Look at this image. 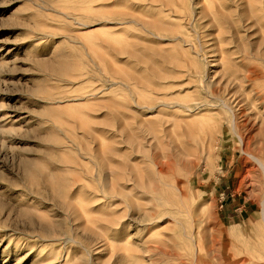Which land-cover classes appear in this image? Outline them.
Segmentation results:
<instances>
[{"label":"rangeland","instance_id":"1","mask_svg":"<svg viewBox=\"0 0 264 264\" xmlns=\"http://www.w3.org/2000/svg\"><path fill=\"white\" fill-rule=\"evenodd\" d=\"M219 3L0 0V264H264V18Z\"/></svg>","mask_w":264,"mask_h":264},{"label":"bare ground","instance_id":"2","mask_svg":"<svg viewBox=\"0 0 264 264\" xmlns=\"http://www.w3.org/2000/svg\"><path fill=\"white\" fill-rule=\"evenodd\" d=\"M207 1H209L210 3H213V0H207ZM229 1L231 2L229 4V6L226 5L225 3H219L218 7L220 10H218V8H217V13L214 16V18H217V15H219V14H220V16L224 17L222 20V24L226 25L224 28V30H225L224 32L226 34H231L232 37H230V38L235 40V41L241 40L239 37V34H238L239 29L244 30V31L250 30L254 26H257L259 24V18L260 19L264 18L263 16L261 17L259 15V13L263 12L261 9H259L261 7L259 4H260V1H262V0H260V1L259 0H229ZM232 9H234V10L232 11ZM224 11H226V12H224ZM227 12L229 14H227ZM217 61H215V62H217ZM212 66H216V64H213ZM258 74L259 73L256 70H252L251 75L249 76V79L253 80V79L257 78L258 76H260ZM193 75L196 77L198 75V72H194ZM231 77H233V75L229 74V78H231ZM229 95L230 94H228V96ZM209 96L211 97L213 95L209 94ZM226 97L227 96H225V97L213 96V98H215L218 101V103L215 104V106L216 107H222L223 110H228L232 114V118H231V120H229V122H230L231 126H235V124H236V122H235L236 113L234 111V105H235L236 99H235V96L233 94L230 97H227L228 99ZM186 99L190 102V104H188V102H186V101H184V102H186V104H182L180 101L174 100V102H173L174 105L171 104L170 102L169 103L163 102L160 105H162L164 108H167V109L178 108L180 111L176 112L175 110H172V113L174 115H179L181 117L188 118L191 116V114L194 113L195 110L200 109V107L203 106L202 105L203 102L201 100H198V99H192L190 94H186ZM229 99H232L233 101L231 102ZM161 101H164V99H162ZM194 104L198 105V107L194 108V106H193ZM203 104H207V105H211V106L214 105L212 103H203ZM262 109H263V111L258 113L257 119H259L258 123L263 126L262 129L264 130V106H262ZM259 110H261V108H259ZM208 112H209L208 109H205L203 111H199V113H198L199 117L200 118L201 117L206 118L208 116V114H207ZM166 114H168V113L166 112ZM239 139L243 143L244 138L239 136ZM204 143L209 144L210 142H209V140L208 141L205 140ZM253 158L263 167V171H264V159L262 157H258L255 155H253ZM156 167L157 166H155V171H157ZM164 171H165L164 165L158 166V174H159V172L163 173ZM110 181H113V180H111L108 176L104 177V182L106 184L110 183ZM132 181H133L132 185L134 186V188L136 190H140V188L143 187V184H141L139 181L134 180V179ZM111 183L114 187H116V184H114L113 182H111ZM106 184H104L102 186L101 190L104 191V189L107 187ZM64 189L63 190L58 189V191H64L65 192L66 187ZM64 192H60L59 195L64 200L63 203H64L65 207L71 208L72 205L68 204L65 200V193ZM173 195L177 196L179 198H183V196H184L182 189L180 187L176 186V184L173 185ZM71 215L73 216V219L76 220L75 215H77V213L74 211V209H71ZM147 221L153 222L154 219L148 218ZM164 222L168 223L169 221H164ZM240 230L242 231V229H235V231H240ZM183 235L186 237L189 236L190 238L192 236V234H183ZM42 238L44 241H46V240L58 241L61 239V233L54 230L52 233H49V235L46 234L45 237H42ZM67 238L72 239L71 236H68ZM24 239H26V242L18 239L17 243H15V245H18V244L23 243V242L26 243V245H35L37 242H39L38 240L37 241L34 240L32 237H26ZM43 249H46V247H44ZM262 249L264 250V247Z\"/></svg>","mask_w":264,"mask_h":264}]
</instances>
